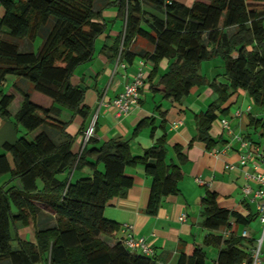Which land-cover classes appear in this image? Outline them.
Listing matches in <instances>:
<instances>
[{"label":"trees","instance_id":"16d2710c","mask_svg":"<svg viewBox=\"0 0 264 264\" xmlns=\"http://www.w3.org/2000/svg\"><path fill=\"white\" fill-rule=\"evenodd\" d=\"M94 1L0 0L4 11L0 30L15 40H42L36 53H22L15 42L0 39V118L11 120L17 132L19 127L24 131L16 143L3 145L12 166L0 155V177L9 175L0 185V263L154 264L152 258L129 252L118 240L110 246L101 237H111L118 230L103 211L132 187L126 168L141 165L152 179L148 215H156L163 198L178 194L182 171L166 162L163 118L158 138H154L153 118L147 117L136 124L128 141L109 140L95 146L93 135L76 154L72 137L65 132L67 124L50 116L53 106L83 120L89 114L85 89L73 86L70 79L78 66L94 56L96 41L107 26L101 16L103 8H115L116 19L124 22L113 54L118 62L131 64L138 56L129 52L137 38L152 46L151 53L139 54L153 66L146 78L152 95L173 104L192 89L207 86L215 96L194 117L197 134L193 140L203 143L206 150L218 144L210 135L211 124L230 98L244 92L253 105L264 107V0H193L189 6L173 0H109L97 10ZM162 60L167 61V68L153 83ZM213 60L222 63L224 82H216L217 78L210 82L200 74L201 65ZM8 75L29 82L31 94L15 86L2 90ZM45 129L58 131L63 140L53 143ZM144 129H149L153 145L135 156L130 141ZM173 151L182 164V148L174 146ZM84 169L90 173L69 179ZM216 196L206 190L200 200L202 228L228 231L226 237L208 234L203 241V247L218 249L216 260L210 262L205 251L195 246L190 254L182 253L177 264L251 263L255 240L237 235L236 229L247 227L252 215L219 208ZM41 211L54 217V225L34 230V243L21 240L19 229Z\"/></svg>","mask_w":264,"mask_h":264},{"label":"crops","instance_id":"0c3cea01","mask_svg":"<svg viewBox=\"0 0 264 264\" xmlns=\"http://www.w3.org/2000/svg\"><path fill=\"white\" fill-rule=\"evenodd\" d=\"M107 1L109 0L104 2ZM173 1L184 4L188 0ZM192 2L193 0H190L187 6ZM95 8L96 6H94V10H97ZM3 13L0 5V19ZM102 16L104 19L103 14ZM108 19L111 22L110 28L107 24L104 34L97 39L92 60L78 66L70 79L73 86L85 89L84 104L89 109L87 118L83 120L79 116L72 115L70 111L57 106L51 108L50 116L67 124L65 132L72 137V151L76 154H79L86 144L84 132L93 121L95 123L97 117L94 134L95 146L109 140L128 141L136 124L147 117L153 118L154 126L157 127L154 138H158L162 135L158 126L163 118L166 162L175 163L180 167L182 179L177 183L178 194L163 198L156 215L150 216L146 213V205L152 179L145 174L144 167L141 165L126 168L124 172L132 178L133 185L124 197L115 198L105 206L104 217L116 223L118 230L111 237H101L102 240L113 246L122 234L121 228L129 225L133 238H143L152 249L154 264H177L180 255L182 253L190 254L191 249L195 246L202 248L208 260L213 262L216 260L218 249L203 247V241L208 234L224 236L226 231L208 232L201 226L202 206L200 200L205 191L209 190L216 193V204L219 208L235 211L243 216L252 215L253 220L250 224L245 228L237 227L236 233L240 236L243 231H246L247 236L254 239L256 243L260 232L256 206L255 202L251 200L252 194L244 195L243 189L248 187L251 192L258 190L257 182L253 178L246 179L245 174L255 177L264 171V165L256 157L259 154H264V127L261 125L264 107L253 105L248 99L249 103L244 111L240 107L233 109V105H237L240 99L244 103L247 96L241 92L230 98L222 107L224 112L211 124L210 135L218 141V144L208 151L203 143L193 140L197 134L194 117L203 113L207 109L205 108L206 104L209 101L211 104L215 100V96L209 89L201 87L192 89L178 103L171 104L161 101L159 95H152L148 90L146 78L153 68L148 62L145 69V85L140 92L138 106L126 116L117 119L109 102L122 93L125 84L138 68L137 62L145 60L140 58L139 54L151 53L152 46L146 40L137 38L129 47V52L138 56L131 64L118 62V57L113 54L115 55L116 40L123 31L124 22L116 19V13H110ZM5 36H9L7 31L1 29L0 39H4ZM139 39L142 41L139 42ZM13 42L18 45L19 51L22 53H36L42 40L37 38L34 41ZM123 64L124 67H122ZM166 68L167 61L162 60L158 64V74L153 83L159 75L165 72ZM6 77L2 90L9 80L13 82L12 86L31 94V86L25 83L27 81L18 77L15 80L12 78L6 80ZM156 106L159 107V110L156 109ZM252 106H256V109H253ZM237 112L240 113L239 116H236ZM160 113L163 114L160 116ZM251 120L254 122L252 125H250ZM224 122L228 123L229 133L222 127ZM17 130L19 132L14 129L11 120L0 118V155L6 156L10 166H12V160L10 155L4 151L3 145H13L17 142L19 134L23 131L20 127ZM45 132L55 144L63 140L58 131L45 129ZM235 137L240 138L246 144V148H240V142L235 140ZM153 141L154 139L149 136V131L140 132L134 140L130 141L132 154L141 156L145 149L153 145ZM174 146L182 148V153L185 156V161L182 164H179L175 157ZM245 154H251L253 159L247 160L245 165L241 166L240 158ZM89 173L84 169L79 173L71 174L69 179H78ZM8 179V174L0 177V185L6 183ZM182 215L185 216L183 222L179 221ZM253 222L256 223L255 226L252 225ZM54 223L55 219L52 215L41 211L28 222L26 227L19 229L18 236L23 241L34 243V230L51 227ZM12 244V248L15 249L16 243L12 242ZM249 248L251 247H247V249ZM260 251H264V247H261ZM0 264H7V262ZM261 264H264V256H262Z\"/></svg>","mask_w":264,"mask_h":264},{"label":"built area","instance_id":"2783aa9c","mask_svg":"<svg viewBox=\"0 0 264 264\" xmlns=\"http://www.w3.org/2000/svg\"><path fill=\"white\" fill-rule=\"evenodd\" d=\"M137 64H138V68L132 74L130 80L125 84L122 93H120L116 98L112 99L109 102V106L113 109L114 116L117 119L126 116L132 109L138 106V103L140 101V92L144 87L145 78H146L145 69L148 64V61L139 60ZM124 66L125 65L123 64L122 67ZM247 110L249 111V108ZM239 115L240 113L237 112L236 116H239ZM93 125H94V121L84 132L85 142L88 140V138L94 135ZM261 125L262 127H264V113H262ZM222 127L229 133V127H228L227 122L222 123ZM235 140L240 142V148H246V144L240 138L235 137ZM256 157H258V160L261 162L262 165H264V154H259ZM252 159H253V156L251 154L242 155L240 158V165L244 166L247 160H252ZM245 177L246 179L253 178L259 185V189L254 192H251V190L248 187H245L243 189V193L246 196L252 194L251 200L255 202L256 217L260 225V229H261V239L256 241L255 246L250 251V254H251L250 264H261L260 249H261L262 240H264V171H261L255 177L247 175V174H245ZM179 221L181 222L185 221V216L182 215L179 218ZM121 233L122 234L118 238V242L126 250H128L131 253L138 252L139 254L143 256L153 258L154 253L152 249L150 248V246L146 244L144 239L143 238H137V239L133 238V235L131 232V226L125 225L123 228H121ZM227 235H228V231L224 233L225 237ZM240 236L243 238H246L247 237L246 231H243Z\"/></svg>","mask_w":264,"mask_h":264},{"label":"rangeland","instance_id":"374dc122","mask_svg":"<svg viewBox=\"0 0 264 264\" xmlns=\"http://www.w3.org/2000/svg\"><path fill=\"white\" fill-rule=\"evenodd\" d=\"M104 1L105 0H95L94 1V6H96V8H98V7H101L102 5H103V3H104ZM189 2H190V0H188L186 3H184V4H189ZM95 8V9H96ZM110 13H116V9L115 8H113V7H106V8H103L102 9V12H101V16H102V14L104 15V22H106L107 24H108V28H110V25H111V22H110V20L108 19V17H109V15H110ZM103 17V16H102ZM229 33H231V31L229 30ZM4 40H8V41H11V42H13V41H16V42H19V40H15V39H13L12 37H10V36H5L4 37ZM142 40L141 39H139V42H141ZM223 73H224V67H223V65H222V63L219 61V60H213V61H209V62H205V63H203L202 65H201V67H200V74L202 75V76H204L205 78H206V80L207 81H212V79L213 78H217L216 79V82H224V76H223ZM10 78H12V79H17L16 78V76H12V75H8L7 77H6V80L7 79H10ZM26 81V80H25ZM28 86L30 85V83L29 82H25ZM12 84H13V82L11 81H9V80H7V82H6V84H5V88H4V90L5 91H7L8 90V88L10 87V86H12ZM31 86V85H30ZM4 87V86H3ZM203 88H206V89H208L207 88V86H203ZM5 93V92H4ZM248 97H247V100H245V101H243L244 103H242L241 102V99H240V101H238V103H237V105H233V109H236V108H239L240 107V109L242 110V111H244L245 110V108H246V106L248 105V103H249V101H248ZM210 102L211 101H209L207 104H206V106H205V108H207V106L210 104ZM252 108L253 109H256V106H252ZM203 110H205V109H203ZM95 112V111H94ZM259 113H260V111H258ZM261 115V114H260ZM98 118V117H97ZM97 118H96V121H95V124L97 123ZM94 126V125H93ZM144 131H149V129H144V130H142V132H144ZM22 134H24V131H22L20 134H19V137L22 135ZM27 138L29 139V137L27 136ZM12 210L14 211V209L12 208ZM252 225L253 226H255L256 225V223L255 222H253L252 223ZM261 239V229H260V232H259V235H258V239H256V241H258V240H260ZM262 244H264V240H262V243H261V247H264V245H262ZM12 246L13 247H15L14 246V244H12ZM262 256H264V251H260V261L262 260Z\"/></svg>","mask_w":264,"mask_h":264}]
</instances>
